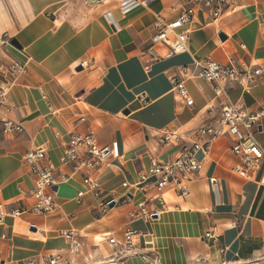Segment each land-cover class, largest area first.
<instances>
[{"label": "crops", "instance_id": "1", "mask_svg": "<svg viewBox=\"0 0 264 264\" xmlns=\"http://www.w3.org/2000/svg\"><path fill=\"white\" fill-rule=\"evenodd\" d=\"M85 1L0 0V86L9 87L0 120L24 127L10 133L0 124V204L7 211L35 205L25 155L45 147L40 166L55 167L58 205L51 213L5 217L0 264H49L55 255L58 264H105L119 256L128 229L138 233L137 250L155 264H264V163L248 175L240 173L244 159L232 150L228 131L208 152H198L202 168L188 178L187 196L167 188L163 205L150 202V209L160 210L157 217L131 216L140 201L159 194L150 186L134 187L152 161L171 162L183 146L207 139L199 129L221 114L226 99L196 76V64L212 59L240 70L264 67V0H229L233 4L217 21L197 7L183 27L189 31L187 51L168 56V48L158 44L161 57L155 61L146 50L157 17L174 20L185 0H156L128 12L115 0ZM15 62L26 71L17 74ZM174 76L184 81L192 105L177 94ZM227 101L248 115L261 114L252 132L264 148V78L246 86L229 83ZM89 132L98 146L118 142L120 150L93 173L99 196L75 170L82 151L74 161H60L71 134ZM166 132L174 135L163 142ZM114 199L102 215L100 203ZM64 231L75 236L67 239ZM207 232L215 237H205ZM108 264L145 263L129 256Z\"/></svg>", "mask_w": 264, "mask_h": 264}, {"label": "built area", "instance_id": "2", "mask_svg": "<svg viewBox=\"0 0 264 264\" xmlns=\"http://www.w3.org/2000/svg\"><path fill=\"white\" fill-rule=\"evenodd\" d=\"M108 0H86L87 4H102ZM121 5L124 12H128L136 7H148L156 0H115ZM185 10L174 20L166 22L162 16L157 17L156 27L157 32L152 38V45L146 50V55L150 60H158L161 55L155 49V45L163 44L168 48V56L186 52L188 49L189 31L183 27L189 23L196 13L197 7L205 9L211 20L217 21L223 13L233 4L229 0H185ZM10 41V40H9ZM8 41V42H9ZM2 43L6 41L1 40ZM197 77L209 82L215 92V96L224 97V102L221 114L216 119L215 123H209L199 129V134L207 136L204 141H198L191 145H185L180 150L178 156L171 162H159L153 160L149 173L140 176L138 187L142 190L148 186L156 188L159 193L156 197L140 201L136 209L132 212V218L150 220L154 214L159 213L158 208H149L150 202L156 199L163 205L161 194L167 188H173L179 195L187 196L189 194L188 178L191 174L198 172L202 168L201 162L197 158L200 150L208 152L211 144L218 138L224 136L225 131L234 137L232 150L244 159L243 167L237 170L243 175H248L254 168H258L264 163V148L254 138L252 127L259 120L261 114L248 115L241 111L235 105L227 101V85L231 82L238 83L242 86L249 85L256 78H264V67H248L240 70L234 64H222L212 59H206L198 62ZM12 69L18 73H24L26 67L18 62L13 63ZM174 88L177 94L180 95L187 105H192L193 101L185 86L183 80L176 76L172 78ZM9 87L0 86V108L5 103L8 95ZM0 124L5 132H22L24 131L23 124L13 121L9 118L2 117ZM173 133L166 132L162 139L163 142H168L173 138ZM84 153L83 158L75 166V170L81 171L84 174V181L90 186V189L96 193L99 189V184L93 178V173L100 169L103 164L110 158H118L120 155L118 142H113L111 146L100 147L96 144L93 132L89 133H72L67 148L63 156L60 158L62 164H67L78 158V153ZM47 150L45 147H39L29 151L25 155V161L30 167L31 175L34 180V187L31 191L36 199V203L31 208H17L7 211L0 204V223H3L5 217L13 215L20 216L24 212L30 211L36 214H46L55 212L58 205L54 201L53 187L57 184L54 178L55 167L52 163L46 166H40V162L45 159ZM264 178V175H263ZM124 188H129L130 184L123 183ZM98 196L100 193H96ZM84 192H79L81 198ZM124 194L123 198H126ZM115 200V199H114ZM116 202V200H115ZM110 210L109 201L100 203V212L102 215L107 214ZM137 232L128 229L124 235L122 248L119 256L112 257L114 262L116 259H123L129 256H140L145 264H155L147 254L137 250L135 238ZM63 235L67 239H72L75 236L74 231H64ZM207 238H214L213 232L205 234ZM111 244H116V239H110ZM74 250H78V245H74ZM60 256L55 255L49 261V264H58Z\"/></svg>", "mask_w": 264, "mask_h": 264}, {"label": "water", "instance_id": "3", "mask_svg": "<svg viewBox=\"0 0 264 264\" xmlns=\"http://www.w3.org/2000/svg\"><path fill=\"white\" fill-rule=\"evenodd\" d=\"M220 37H221L223 40L226 39V35H225L224 33H221V34H220ZM13 42L16 43L15 40H14ZM114 205H115V200H111V201L109 202V207H113ZM153 217H157V215H153Z\"/></svg>", "mask_w": 264, "mask_h": 264}, {"label": "bare ground", "instance_id": "4", "mask_svg": "<svg viewBox=\"0 0 264 264\" xmlns=\"http://www.w3.org/2000/svg\"><path fill=\"white\" fill-rule=\"evenodd\" d=\"M165 219V218H164ZM107 242V241H106ZM104 246V245H103ZM111 246V245H110ZM107 247V246H106ZM102 250V249H101ZM108 254V253H107ZM112 261V258L110 260H107V264Z\"/></svg>", "mask_w": 264, "mask_h": 264}, {"label": "rangeland", "instance_id": "5", "mask_svg": "<svg viewBox=\"0 0 264 264\" xmlns=\"http://www.w3.org/2000/svg\"><path fill=\"white\" fill-rule=\"evenodd\" d=\"M105 264H107V261H105Z\"/></svg>", "mask_w": 264, "mask_h": 264}]
</instances>
